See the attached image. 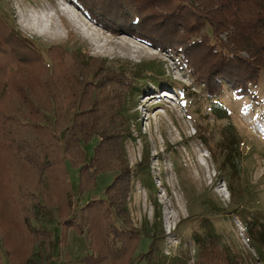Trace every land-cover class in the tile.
<instances>
[{
	"label": "rangeland",
	"instance_id": "rangeland-1",
	"mask_svg": "<svg viewBox=\"0 0 264 264\" xmlns=\"http://www.w3.org/2000/svg\"><path fill=\"white\" fill-rule=\"evenodd\" d=\"M64 1L111 41L93 43L59 9ZM185 1L205 13L217 10L209 17L221 22L217 38L224 42L234 32L236 16L244 19L252 14L248 6L236 7L230 0L221 5L218 0H155L142 28L157 29L160 36L168 32L187 37L177 30L186 14L179 15L183 18L177 26L173 19L176 7L183 8ZM51 15L62 25L59 31L43 29ZM0 17L10 35L35 47L33 54L49 67L41 62L40 72L24 68L19 76L14 74L13 85L18 87L9 89L4 83L0 116L16 117L19 122L31 114L41 115L52 159L42 189L36 187L37 177L30 176V168L23 172V179L29 174L33 182L31 189L21 190L25 209L17 211L24 238L10 215L1 211L5 203L0 202V264H88L92 256V261L101 257L99 264H106V237L115 230L113 221L117 226L124 224L120 228L132 236V247L138 242L130 264H230L232 259L235 264H264V72L251 95L224 83L222 92L211 96L180 54L122 30L112 34L113 27L104 29V23L74 0H0ZM205 34L213 36L212 28H203L196 37L202 39ZM209 40L213 43L214 36ZM204 55L198 57L201 63L210 58ZM242 55L249 57L247 51ZM51 60L56 62V72ZM136 72L141 75L135 78ZM60 73L68 74L63 87L55 81ZM112 74L129 80L130 76L132 87L125 91V84H110ZM24 81L30 82L26 90ZM115 94L109 109L113 117L98 112L88 135L79 133L83 123L91 127L83 120L92 103ZM32 97L39 110L30 107ZM125 123L130 133L123 131L120 143L98 148L101 136L94 134L98 127L117 132L120 126L126 128ZM78 139L81 147L80 143L77 147ZM54 168L60 187L50 177ZM124 168L129 173L127 186ZM4 176L9 173L4 171ZM80 180L88 188L82 189ZM145 180L151 184L153 180L154 186L145 185ZM3 190L13 187L0 179ZM86 204L89 211L82 210ZM83 214L91 228L80 232L82 227L75 224H82Z\"/></svg>",
	"mask_w": 264,
	"mask_h": 264
},
{
	"label": "trees",
	"instance_id": "trees-1",
	"mask_svg": "<svg viewBox=\"0 0 264 264\" xmlns=\"http://www.w3.org/2000/svg\"><path fill=\"white\" fill-rule=\"evenodd\" d=\"M74 1L84 10H86L91 17H95L98 22H101V24L104 23L103 24L104 29L106 28L110 29V27H113L110 29L111 31H113L112 34L114 35L120 34L118 31L122 30L125 33H128L132 36H138L141 40L146 41L147 43L154 45L159 49L162 50L166 49L180 54L183 61L191 69L192 73H194L196 77H198L202 82H204L209 87L211 96H214V93L218 92V90H220L218 93L222 92V87H224L223 86L224 83L229 84L238 93L244 95H251L253 94L251 92L252 88L257 86L260 82V78L264 72V0H230L232 4H234L236 7L248 6V8L252 10V14L251 15L248 14L250 17L249 18L245 17L244 19L240 18L239 15L238 17L236 16V19L234 21L235 24L234 26H232L234 32H231V37L229 36L230 40L225 42L222 39L219 40V38H217L218 34L221 33L219 31L220 30L219 24H221V22L220 21H218L219 23L215 22L209 17L211 14L216 13L217 10L214 11L211 10L210 12L205 13L203 11H199L195 9L193 6L192 7L189 6L188 3H186V1L182 3L186 5V6L182 5L183 8L181 6H180L181 8L176 7V12L173 15L175 18L173 19L175 21L174 25L177 26V24L180 22L179 20L183 18V16L179 17V15L184 13L186 14L184 17V22L180 24L182 28H180V30L179 28H177V30L179 32L184 31L183 34H187L188 35L187 37L184 36L175 37L174 35L176 34L173 33L172 31L170 33H173L174 35L173 34L168 35V32L165 33L162 32V35L160 36L159 35L160 32L157 29L147 30L142 28L143 20L144 18H146L147 15L148 17L150 16L149 11H151L152 10L151 8L154 7L153 4L155 0H74ZM225 1L226 0H218V3H220L221 5V3L223 4L225 3ZM193 2L195 3L196 0H193ZM149 6L151 8H149ZM215 7L217 6L214 5V9ZM146 8H148V11L144 12ZM187 8L188 10L184 12V10ZM192 18H194V20ZM6 25L7 24L6 22H4V19L0 17V92L2 91L3 88L2 86L4 83L8 84L9 89L12 87L13 88L18 87V85L16 86L13 85V79L15 77L14 74L17 73L16 76H19L20 74H22L24 68H29L31 70L32 68H34L39 72L40 69H42L43 65L46 69L49 68L44 63V59H41L40 56L33 54L35 52V47H33L28 42L17 39L15 40L10 35L9 29L7 28ZM207 27L212 28V32L214 34L213 43L211 42V40H209V38H213V36L209 34L208 36L207 34L202 35L203 36L202 39L196 37L198 34L200 35L202 33L203 28H207ZM244 51H247L249 57H245L242 55V52ZM202 52L203 55L205 52L204 56L209 55L210 57L208 58V60L206 58L207 60L206 63H201L198 58L200 57ZM41 62H43V65L41 64ZM51 63L52 64L50 65V67H52V70L56 72L57 70L56 62L51 60ZM65 65H63L62 68H64ZM11 67H13V69ZM59 69L60 68H58V70ZM64 69L65 72L68 73L69 70L68 67H65ZM149 70L150 72L152 71L151 69ZM67 73L65 74L60 73L59 75L56 74L57 76L61 77L60 80H58V78L54 76V78L56 77L55 78L56 83L57 81H59L58 84L60 85V87L64 86L63 81L67 80L66 79L68 77ZM140 75H141L140 73L136 72L135 78ZM35 77L36 76H34V78ZM128 77L130 78L131 81L127 79L126 76L124 77L125 79L124 78L122 79L120 78V76H115L112 74L109 83L111 84V82L114 81V84L117 85L125 84L124 87L125 90L127 89L128 86L131 88L132 83L134 82L130 76ZM148 77L149 76H145L144 79H147ZM118 79L124 81V83L120 84L118 82ZM28 83L30 82L24 81L23 83L25 90H26L25 84ZM59 90L62 93L61 88H59ZM30 93L27 95L30 96L31 95ZM53 93L56 94L55 92ZM116 95L117 94H115L114 96L105 95V98L102 99V102L100 103L93 102L91 108L87 109V111L84 114L88 118H84L83 120L90 123L91 127L85 126L83 123L82 125H80V129H78V132L84 136L88 135V132L91 129H93L96 125L97 121L94 119V115L98 112L99 114L101 112L100 115H104L106 111L108 115L111 114V117H113L114 113H112V111H109V109L111 105L113 106L112 103L113 101L115 102L114 97H116ZM48 97H51L52 99L55 98L54 102L58 100L56 99L57 98L56 95H49ZM63 97H66V95H63ZM34 99L35 97L34 98L32 97L33 105L30 106L31 104L30 103L29 106L32 109L39 110L38 109L39 105H35L34 104L35 102H33ZM15 100L16 99L11 101H15ZM104 102L106 103V105ZM11 104L15 106L14 103ZM33 112H35V110H33ZM39 113L42 114L41 111ZM76 113L79 114L80 112H76ZM39 116L41 115H37V113L31 114L29 116L30 119L24 118V121L21 120L19 122H17L18 119L16 117L11 119H7V118L3 119L2 116H0V159L3 156V160L0 161L1 162L0 174L2 175L4 171L5 173H9V176L7 177L4 176L3 178H1L0 175V179L6 184L13 187V190L0 191V202L5 203V206H3V209L1 208V211L3 212L5 211L4 213H8L10 215L11 221L14 224L13 226L16 229L18 228V230H20L19 234L22 235V238H24V234H22V227L18 223V218H17V215H19L17 211L19 212V210L25 209V205H22L23 199L21 196V190L27 188L31 189L33 182L30 181V176L34 174L37 177L36 178L37 186L36 185L35 186L39 189H42L43 177L47 174L46 173L47 171L49 174V166L52 161V159L48 157L50 151L49 149H46V147H48V140L46 136L43 135L46 133L45 132L46 126L42 124V122H39L40 119ZM35 118L38 119L31 120ZM11 120L16 121L17 123H15L13 126L10 123ZM125 124H126V128L124 127L121 128L120 126L117 132L106 131L98 127L94 131V134L99 133L98 135L101 136V140H100L101 144L98 148L103 147L104 145L109 147L114 141L116 143H120L121 141L120 136L122 135V132L126 130L127 134L130 133L129 123H128V127H127V123ZM75 127H76V123H75ZM19 131L21 132V134H18ZM126 133L124 135H126ZM79 143L81 147V139H78L77 147H79ZM108 150L113 151L115 149L109 148ZM28 168L31 169V171L29 172L30 176L28 174V177H26L27 179L25 178L23 179V172L26 171ZM144 171H148L149 173L148 168H146ZM56 173H57V169L54 168L53 171L50 172L51 174L50 177L52 179V183L56 184L57 187H60L59 184L60 182L56 183L58 180H60V176L56 175ZM149 177L152 179L150 175ZM128 178H129V173L127 171V168H124L123 181L126 183V186L128 185L127 183ZM151 181L152 184L148 182V180H145L144 184L147 186L151 185L152 187L153 180ZM80 183H81L80 187L82 189L88 188L87 186L83 185V182L81 180ZM113 186H111V188ZM122 189L124 188L122 187ZM124 194H125L124 196L125 198L126 191ZM99 200L97 202H100ZM89 207L90 205L88 204L87 206H84L82 210L87 209L89 211ZM94 221L95 220L91 219L93 226L95 225ZM111 224L116 231L112 230L111 232L108 233V236L106 237L108 239V245H109L107 246L108 252L104 257V259L106 260V264H130L132 262V255L136 250L137 247L136 245H138V242L136 241L137 243L135 244V246L133 245L134 247H132V242L131 240H129L132 238V236H128L130 234L127 231V229L120 228L124 224H121V226L118 225L119 227L114 223V221ZM75 226H80L79 229L82 227L80 232L81 231L84 232L86 227L91 228V225L88 221V217L87 220H85L84 214L82 216V224L79 225L75 224ZM10 232H12L13 237L14 235H16V231L14 232L10 231ZM126 237H128V241H126ZM40 240L37 239L35 241L38 243ZM16 249L14 251H16ZM28 250L31 251L33 249L28 248ZM259 251L260 254H262L261 250ZM92 258L93 256L88 259L89 260L88 264H94V263L99 264L102 263L103 261V258L101 257H95V259L97 258L95 262L92 261ZM230 264H235V260L233 259L230 260Z\"/></svg>",
	"mask_w": 264,
	"mask_h": 264
},
{
	"label": "bare ground",
	"instance_id": "bare-ground-1",
	"mask_svg": "<svg viewBox=\"0 0 264 264\" xmlns=\"http://www.w3.org/2000/svg\"><path fill=\"white\" fill-rule=\"evenodd\" d=\"M20 4V3H19ZM61 11L63 12L64 16L68 18V20L75 25L78 29H81L84 31V34L87 36H90L91 39L93 40V43L95 41L96 43H100L102 40L106 38V41L109 42L111 39H108L104 35V31L102 29H99L98 26H96L94 23H92L90 20H87L85 17H82L77 9L75 8H69L68 3L66 1L62 2L59 6ZM28 9V8H27ZM56 11V10H55ZM46 13V12H45ZM45 15V14H44ZM32 16V15H31ZM40 16V15H39ZM43 17V16H42ZM35 18V17H33ZM44 18V17H43ZM36 19V18H35ZM47 20L45 21L46 23L44 24V28L49 31H59L62 27L60 23H58L54 17V15L48 16L46 18ZM31 21V20H30ZM27 22V21H26ZM41 22V21H40ZM44 22V21H43ZM63 22V21H62ZM29 23V22H28ZM32 24V23H31ZM38 24V23H37ZM65 25V24H64ZM34 26V25H33ZM39 26V25H38ZM66 27V26H65ZM82 27V28H81ZM98 28V29H97ZM36 29V28H35ZM38 29V28H37ZM40 31V30H39ZM83 33V32H82ZM61 35V34H60ZM100 47V46H99Z\"/></svg>",
	"mask_w": 264,
	"mask_h": 264
}]
</instances>
